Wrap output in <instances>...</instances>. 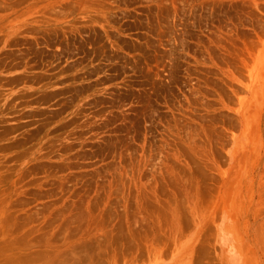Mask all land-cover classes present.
<instances>
[{
	"label": "rangeland",
	"instance_id": "1",
	"mask_svg": "<svg viewBox=\"0 0 264 264\" xmlns=\"http://www.w3.org/2000/svg\"><path fill=\"white\" fill-rule=\"evenodd\" d=\"M0 264H264V0H0Z\"/></svg>",
	"mask_w": 264,
	"mask_h": 264
}]
</instances>
